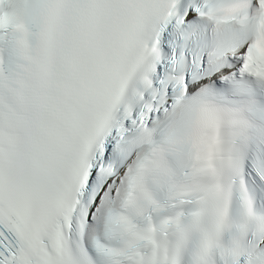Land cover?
<instances>
[{
	"label": "snow or ice",
	"instance_id": "snow-or-ice-1",
	"mask_svg": "<svg viewBox=\"0 0 264 264\" xmlns=\"http://www.w3.org/2000/svg\"><path fill=\"white\" fill-rule=\"evenodd\" d=\"M0 264H264V0H0Z\"/></svg>",
	"mask_w": 264,
	"mask_h": 264
}]
</instances>
